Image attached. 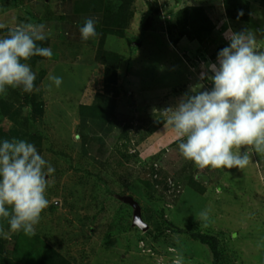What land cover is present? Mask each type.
<instances>
[{"label": "rangeland", "instance_id": "rangeland-1", "mask_svg": "<svg viewBox=\"0 0 264 264\" xmlns=\"http://www.w3.org/2000/svg\"><path fill=\"white\" fill-rule=\"evenodd\" d=\"M98 1L113 9L118 5L117 0ZM228 2L230 10L241 9L242 15L231 18L224 0H133L123 37L108 35L104 43L106 51L123 58L115 84L105 86L97 48L63 43L44 61L50 66L41 92L2 95L4 101L18 95L11 104L21 111L19 121L29 117L21 98L40 95L44 114L31 129L39 131V153L55 172L49 177V206L36 234L21 232L9 239L0 235V249L9 247L0 253V264H39L23 248L36 236L71 264H173L177 255L183 264H264V153L253 154L249 165L239 170L200 172L190 162L163 164L168 154L176 157L178 141L162 111L175 107L198 85H203L201 91L211 90V81L202 80L201 73L217 61L210 55L228 46L224 33L229 28L252 30L264 47V0ZM182 9L189 10L190 18L209 19L211 32L204 43L185 38L171 43L169 31ZM50 76L62 78L59 88ZM99 97L113 104L117 125L97 163L81 145V136L93 126L90 119L81 123L80 105L89 107ZM3 124L12 127L7 117ZM148 165L161 166L158 175L163 179L168 172V179L183 189L181 195L168 197L163 188L150 195L143 184V166ZM126 196L140 205L146 232L132 226L133 209L122 200ZM205 210L207 219L200 215ZM0 227H7V221L0 218ZM192 234L215 239L219 260Z\"/></svg>", "mask_w": 264, "mask_h": 264}, {"label": "clouds", "instance_id": "clouds-1", "mask_svg": "<svg viewBox=\"0 0 264 264\" xmlns=\"http://www.w3.org/2000/svg\"><path fill=\"white\" fill-rule=\"evenodd\" d=\"M239 15H242L240 13ZM97 18L86 17L79 28L80 38L88 42L97 37ZM0 24V28H4ZM50 35L43 23H20L0 36V95L8 89L34 91L36 74L27 63L33 57L50 59L51 48L38 46ZM229 42L207 65L201 79L211 81L210 91L198 85L192 94L182 96L175 107L162 112L167 116L184 161L197 170L243 169L255 153H264V47L252 30L224 33ZM203 67V66H202ZM59 88L62 78L50 76ZM54 167L23 139L0 141V218L8 230L0 235L36 234L42 213L49 206L47 189ZM207 219L208 211L200 213ZM173 264H183L179 255Z\"/></svg>", "mask_w": 264, "mask_h": 264}, {"label": "trees", "instance_id": "trees-1", "mask_svg": "<svg viewBox=\"0 0 264 264\" xmlns=\"http://www.w3.org/2000/svg\"><path fill=\"white\" fill-rule=\"evenodd\" d=\"M133 0H117L118 5L115 6L116 9H113L111 5L101 4V1H95L96 6L94 8L96 9H103L102 12V20L98 24L97 29L99 32V41L97 45V51H96V60L100 62L104 66V82L105 86H110L112 84H115L117 81V67L122 61V57L118 55L115 52L106 51L104 49V43L106 37L109 36H117V37H123V27L124 23L128 20V16L130 14L128 13L129 7L131 5ZM225 1V7L228 9V13L231 18H235L237 14L240 13L241 9H229V2L228 0ZM142 22V23H141ZM142 25H144V19L140 21ZM210 22L207 17L202 18H190L189 17V10L188 9H182L177 13L176 16V24L172 29L169 31L170 41L172 44H177L181 39L185 38L190 42H198V43H204L207 40V37L209 36L211 32L210 28ZM141 30H143L141 28ZM174 31L175 33H173ZM8 31H0V35L3 36L7 35ZM38 46L45 47L47 45L46 41L37 42ZM224 47L220 46L217 48V50L210 55V58L212 60H215L217 58V55L221 49ZM43 57H33L31 58L27 63L32 66L34 65L35 61L41 60ZM38 80H41L39 78ZM13 96V95H12ZM0 95V141L4 139H23L26 140L32 144L35 145L38 152H41L42 147V139L41 135L38 133L37 130H32V123L40 122L42 121V116L44 114V102L41 101L40 95L33 94L28 95L25 94V96L21 99H23V107H29V117L26 119L18 120L19 118V112H21L19 109H14V106L11 104L12 100L18 98L13 97L11 100L4 101L1 99ZM18 107V106H17ZM81 106V123L85 124L89 119L92 124V128L94 127L98 128L100 135H95L93 131H91L90 134H86L81 136V145L85 149L89 150L88 153L84 152L85 155L89 156L90 153H94L96 157L92 156L95 160V162L100 163L101 157H104L106 153L105 144L108 140L111 139V137L114 136V128L116 127V115L113 109V104H111L110 101H106L102 99V97H99V100H97L94 104L90 105L89 107H83ZM12 109V110H11ZM14 109V110H13ZM87 110L88 115L84 116V111ZM7 117L9 119V122L12 124V127L5 128L3 124L4 118ZM95 131V130H94ZM22 136V137H20ZM168 153V152H167ZM172 155V154H171ZM167 158V159H166ZM167 160V162H166ZM177 162L179 165L184 161L182 157H171L168 154V157H165V160L163 163L170 164V162ZM172 163V164H173ZM184 163V162H183ZM182 163V164H183ZM178 165V166H179ZM155 166V165H154ZM148 165L147 167L143 166V170L146 173L145 181H143V184L145 185L148 193L150 195L153 194L154 190H159V188H163L164 191L167 192L169 189V186L167 184L168 179V172L164 173V178H161L159 176L161 166H155ZM183 168V167H182ZM185 168L182 169L184 171ZM161 178V179H160ZM163 180V181H162ZM170 181V180H169ZM171 182V189L173 190V198H176V195H181V192H183V189L179 187V184L177 181H174L172 179ZM192 237L199 240L200 242L206 244L212 255L214 256V260H219V253L217 251L215 239L212 237L206 236V235H200V234H192ZM21 238V235H20ZM35 241L32 244L23 245V248L25 249V253L27 255L35 256L39 260V264H71L68 260H66L62 255H60L56 250L51 249L47 246L41 245L40 239L36 237H32ZM11 241V240H9ZM7 250H9V247L7 245H4V248L1 250L0 253L4 252V254L7 253Z\"/></svg>", "mask_w": 264, "mask_h": 264}, {"label": "crops", "instance_id": "crops-1", "mask_svg": "<svg viewBox=\"0 0 264 264\" xmlns=\"http://www.w3.org/2000/svg\"><path fill=\"white\" fill-rule=\"evenodd\" d=\"M95 1L98 0H0V24L5 25L4 28H0V31H9L20 23H43L46 26V30H50V35L48 39L45 40L47 42L45 47L53 50L58 44L61 46L63 43H70L85 45L86 49L90 48L94 51L99 41L97 26L102 20L101 9L94 8V6H96ZM86 17L97 18V37L88 42H83L80 38L79 28L83 25V21ZM0 36L3 35L1 34ZM47 59L48 58H43L39 60L41 62L37 61V65L30 66L32 71L36 74V79L34 81L35 93L43 90V81L49 65V63H44ZM41 63L44 64V68H42ZM39 78H41V80H38ZM20 91H22V89H8L7 93L13 95ZM98 128H96L94 132L97 136L100 135ZM91 129L93 130V128ZM91 131L89 129V134ZM172 135L173 134L170 133V138H172ZM90 155L96 157L94 153H90ZM174 156L181 157L179 151ZM169 171H173L172 166ZM3 230L7 231L8 225L4 227Z\"/></svg>", "mask_w": 264, "mask_h": 264}, {"label": "water", "instance_id": "water-1", "mask_svg": "<svg viewBox=\"0 0 264 264\" xmlns=\"http://www.w3.org/2000/svg\"><path fill=\"white\" fill-rule=\"evenodd\" d=\"M122 200L133 209L132 226L146 232L148 230V225L142 220L140 205L130 196L123 197Z\"/></svg>", "mask_w": 264, "mask_h": 264}, {"label": "built area", "instance_id": "built-area-1", "mask_svg": "<svg viewBox=\"0 0 264 264\" xmlns=\"http://www.w3.org/2000/svg\"><path fill=\"white\" fill-rule=\"evenodd\" d=\"M167 184L169 186V189L167 190L168 197H170L173 194V190L171 189V182L168 180ZM175 196V195H174Z\"/></svg>", "mask_w": 264, "mask_h": 264}]
</instances>
